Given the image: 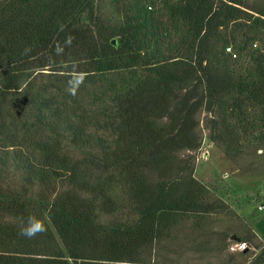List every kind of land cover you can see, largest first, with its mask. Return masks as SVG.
Here are the masks:
<instances>
[{"label": "trees", "instance_id": "obj_1", "mask_svg": "<svg viewBox=\"0 0 264 264\" xmlns=\"http://www.w3.org/2000/svg\"><path fill=\"white\" fill-rule=\"evenodd\" d=\"M159 1L160 12L158 0H134L129 16L108 19L97 0H0V105L16 102L26 116L24 148L16 137L9 148L19 149L0 150V166L11 161L25 179L4 188L0 167V264H146L184 217L225 206L179 154L200 147L204 110L230 109L251 137L249 103L264 124V5ZM37 68L61 69L69 88L82 79L92 99H59V81L35 90ZM125 207L136 217L123 220ZM29 216L46 231L21 235ZM252 264H264V247Z\"/></svg>", "mask_w": 264, "mask_h": 264}, {"label": "rangeland", "instance_id": "obj_2", "mask_svg": "<svg viewBox=\"0 0 264 264\" xmlns=\"http://www.w3.org/2000/svg\"><path fill=\"white\" fill-rule=\"evenodd\" d=\"M97 1L100 7L97 14L105 15L108 19L110 17L116 19L117 16L125 18L130 15L129 9L134 0ZM246 1L250 4L264 5V0ZM153 8L161 11L162 4L159 0ZM167 17L163 13L162 21L170 22ZM260 44L256 42L254 48H259ZM60 72L62 70L58 68L43 70L37 68L31 73L29 85L32 83L35 90L49 88L51 81H62L66 77L56 75ZM118 72L113 71L111 75L117 76ZM123 72L128 73L127 70ZM78 80L79 82L73 83L71 88L64 84L67 81L63 80L64 83L59 81L57 85L60 90L52 93H56L59 99L65 98L63 94L71 95L73 98L77 96L82 103L87 104L92 99L91 87L82 83V79ZM67 101L71 106L75 105L72 98L67 97ZM244 107L251 120L256 122L254 136L247 137L242 134L240 131L242 125L228 114L230 109L225 114L204 110L199 115L200 147L195 151H183L179 154L181 159L193 163L194 177L207 188L209 200H221L225 206L205 217H184L172 227L167 237L156 243L149 252H145L142 257L146 259V264L255 263L257 255L264 247V210L259 209L264 204V143L256 141V138L264 137V124L258 125V119L262 116L259 108L249 103ZM25 122L26 116L21 105L6 100L0 107V150L5 153L8 150L19 149V146L9 148V145L16 142V137L20 138L19 144L24 148L21 137ZM233 128H237L236 134L229 133L234 131ZM103 135L104 139L108 138L107 134ZM6 136L9 137L8 142ZM64 152L74 159L85 156L82 150L77 151L70 146H67ZM0 167L5 171L2 176L5 179L1 178L3 187L20 190L25 184L23 173L16 170L11 161L7 168ZM122 189L120 187L117 189L118 194L125 199ZM123 205L126 206V203ZM127 213L126 207L120 212L123 220L136 217L128 216ZM233 237L246 242L247 249L243 252H232L231 246L235 242L232 240ZM249 237H252L251 241L246 240Z\"/></svg>", "mask_w": 264, "mask_h": 264}, {"label": "clouds", "instance_id": "obj_3", "mask_svg": "<svg viewBox=\"0 0 264 264\" xmlns=\"http://www.w3.org/2000/svg\"><path fill=\"white\" fill-rule=\"evenodd\" d=\"M46 231V226L35 217L29 216L27 226L21 229V235L32 238L37 234H42Z\"/></svg>", "mask_w": 264, "mask_h": 264}, {"label": "built area", "instance_id": "obj_4", "mask_svg": "<svg viewBox=\"0 0 264 264\" xmlns=\"http://www.w3.org/2000/svg\"><path fill=\"white\" fill-rule=\"evenodd\" d=\"M228 53H232L231 48L227 49ZM234 57H236V55H233ZM259 209L262 211L264 210V205L260 206ZM247 243L243 242V241H239V242H234L233 245L231 246V251L232 252H243L244 250L247 249Z\"/></svg>", "mask_w": 264, "mask_h": 264}, {"label": "water", "instance_id": "obj_5", "mask_svg": "<svg viewBox=\"0 0 264 264\" xmlns=\"http://www.w3.org/2000/svg\"><path fill=\"white\" fill-rule=\"evenodd\" d=\"M112 43H113V44H115V43H116V41H115V40H113V42H112ZM232 240H233V241H235V242H239V241H241V240H240V238H238V237H233V238H232Z\"/></svg>", "mask_w": 264, "mask_h": 264}]
</instances>
